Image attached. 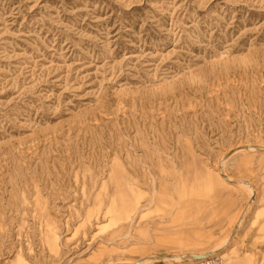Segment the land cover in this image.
Returning a JSON list of instances; mask_svg holds the SVG:
<instances>
[{
  "label": "rangeland",
  "instance_id": "obj_1",
  "mask_svg": "<svg viewBox=\"0 0 264 264\" xmlns=\"http://www.w3.org/2000/svg\"><path fill=\"white\" fill-rule=\"evenodd\" d=\"M220 247L264 264V0H0V264Z\"/></svg>",
  "mask_w": 264,
  "mask_h": 264
},
{
  "label": "bare ground",
  "instance_id": "obj_2",
  "mask_svg": "<svg viewBox=\"0 0 264 264\" xmlns=\"http://www.w3.org/2000/svg\"><path fill=\"white\" fill-rule=\"evenodd\" d=\"M169 199V196H167V197H163V196H158V191L156 190V191H154V194H153V196L147 201V204L148 205H146V207H154V206H162V205H172V204H174L172 201H167ZM173 199V198H172ZM176 202V204H179V199L178 200H175ZM131 203V202H130ZM127 205V204H126ZM160 208V207H159ZM136 214H138V213H136ZM130 220H131V218H130ZM219 249H221V247L220 248H215V249H213V250H211V251H209V252H205L204 253V255L205 256H209V255H211V254H219L218 252L220 251ZM174 256V255H173ZM189 256V255H188ZM201 256H203V254L201 255ZM204 257V256H203ZM181 258H184V256L182 255H180L179 256V254H178V256H174V259H172V260H180ZM171 259V258H170ZM188 259V258H187ZM148 261L145 259V260H143V261H141V262H138L139 264H146ZM126 264H136V263H126Z\"/></svg>",
  "mask_w": 264,
  "mask_h": 264
},
{
  "label": "built area",
  "instance_id": "obj_3",
  "mask_svg": "<svg viewBox=\"0 0 264 264\" xmlns=\"http://www.w3.org/2000/svg\"><path fill=\"white\" fill-rule=\"evenodd\" d=\"M175 264H228L226 259H224L223 256L214 254V255H209V256H204L198 260H181L178 263Z\"/></svg>",
  "mask_w": 264,
  "mask_h": 264
},
{
  "label": "water",
  "instance_id": "obj_4",
  "mask_svg": "<svg viewBox=\"0 0 264 264\" xmlns=\"http://www.w3.org/2000/svg\"><path fill=\"white\" fill-rule=\"evenodd\" d=\"M202 257H203V256H200V255H199V256H198V255H193V256H192V258L195 259V260H198V259H200V258H202ZM187 258H189V257H187ZM136 264H139V263L137 262Z\"/></svg>",
  "mask_w": 264,
  "mask_h": 264
}]
</instances>
